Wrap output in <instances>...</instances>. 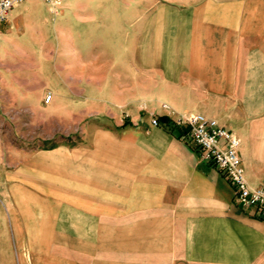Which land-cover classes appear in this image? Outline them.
Returning <instances> with one entry per match:
<instances>
[{
	"label": "crops",
	"instance_id": "crops-1",
	"mask_svg": "<svg viewBox=\"0 0 264 264\" xmlns=\"http://www.w3.org/2000/svg\"><path fill=\"white\" fill-rule=\"evenodd\" d=\"M84 104L86 144L9 151L22 171L0 181V264H264V217L150 122L214 119L238 139L246 184L264 187V0L15 4L0 21V105L47 130Z\"/></svg>",
	"mask_w": 264,
	"mask_h": 264
},
{
	"label": "built area",
	"instance_id": "built-area-1",
	"mask_svg": "<svg viewBox=\"0 0 264 264\" xmlns=\"http://www.w3.org/2000/svg\"><path fill=\"white\" fill-rule=\"evenodd\" d=\"M24 0H0V21L6 18L8 11ZM54 7L62 0H43ZM46 93L44 101H48ZM163 109L167 105L162 104ZM171 116V115H170ZM168 116L175 125L184 129V137L188 138L198 149L201 160L212 164L219 170L232 186L234 199L242 206H253L264 217V187L250 188L244 179L243 168L237 154L238 139L230 131L219 126L214 119L195 112L177 113ZM152 125H157L155 117H151Z\"/></svg>",
	"mask_w": 264,
	"mask_h": 264
},
{
	"label": "rangeland",
	"instance_id": "rangeland-1",
	"mask_svg": "<svg viewBox=\"0 0 264 264\" xmlns=\"http://www.w3.org/2000/svg\"><path fill=\"white\" fill-rule=\"evenodd\" d=\"M85 106L86 104L79 105L78 121L74 122L69 119L66 121L64 119L62 125L52 123L51 126L48 125L46 130L39 124H31L27 127L26 122L12 119L13 107L10 105H0V181H5L4 176L8 174L12 175L22 171L21 167H15L19 162L17 161L18 158L16 156L15 158L11 156L12 154L9 151H11L12 148L22 147L32 150L35 148L48 150L61 144L67 149H70L72 146L86 144L88 142L86 137L81 135L82 127L86 122L88 123L92 119L88 110L84 109ZM143 118L146 119L147 117ZM68 124H72V129L69 127L72 130H70V133L65 131ZM55 127L56 130H52ZM46 133L47 135H45ZM16 153L17 152H15L14 155H16ZM11 160H15V162L11 164ZM85 170L86 169H84V171ZM68 173L71 175V171ZM95 177L96 181L101 182L103 178L102 166L95 167ZM70 186L71 185L69 184L67 190H70ZM4 190V184H0V192L3 193ZM95 207L96 212L102 213L103 200L101 198L95 200ZM102 219V214L96 215V223H102ZM112 222L117 223L118 217H112ZM5 239L6 232L2 228L0 221V263L5 258Z\"/></svg>",
	"mask_w": 264,
	"mask_h": 264
},
{
	"label": "trees",
	"instance_id": "trees-1",
	"mask_svg": "<svg viewBox=\"0 0 264 264\" xmlns=\"http://www.w3.org/2000/svg\"><path fill=\"white\" fill-rule=\"evenodd\" d=\"M155 119L157 120L158 124H160L169 132L174 133L177 137H181L184 135V129L178 125H175L172 120L166 115L157 116L155 117Z\"/></svg>",
	"mask_w": 264,
	"mask_h": 264
}]
</instances>
